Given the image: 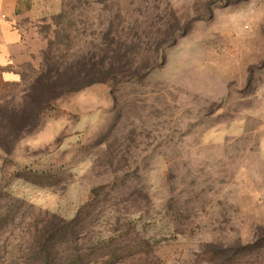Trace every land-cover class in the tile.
Here are the masks:
<instances>
[{"label":"rangeland","instance_id":"1","mask_svg":"<svg viewBox=\"0 0 264 264\" xmlns=\"http://www.w3.org/2000/svg\"><path fill=\"white\" fill-rule=\"evenodd\" d=\"M36 4L0 88V264H264V0ZM88 53L109 79L61 93Z\"/></svg>","mask_w":264,"mask_h":264},{"label":"crops","instance_id":"2","mask_svg":"<svg viewBox=\"0 0 264 264\" xmlns=\"http://www.w3.org/2000/svg\"><path fill=\"white\" fill-rule=\"evenodd\" d=\"M36 0H0V88L20 80L18 61L24 57L26 36L22 20L38 10Z\"/></svg>","mask_w":264,"mask_h":264},{"label":"trees","instance_id":"3","mask_svg":"<svg viewBox=\"0 0 264 264\" xmlns=\"http://www.w3.org/2000/svg\"><path fill=\"white\" fill-rule=\"evenodd\" d=\"M71 67H78L77 70V76L73 79H69L68 83H65L61 85V93L62 92H73L78 91L88 85H91L93 83L97 82H105L109 79V77L112 74L111 68L105 69L104 64L98 67L96 69L97 65L93 61V55L91 53L84 54L78 61L72 62V64H69ZM88 66L91 67V70L89 71ZM101 67V68H100ZM134 74V73H133ZM141 74V72L139 73ZM63 72L60 71L57 79H63ZM108 241L102 242L100 244H97L94 246L92 253L102 251L104 247L107 245ZM39 255L41 259L43 260L44 264H56V258L57 255L55 254L54 248H52L49 244H44L42 246V249L39 251ZM103 264H111L110 259H107L102 262ZM101 263V264H102ZM71 264H76V261L71 262Z\"/></svg>","mask_w":264,"mask_h":264}]
</instances>
